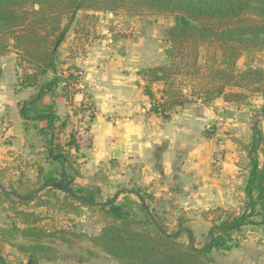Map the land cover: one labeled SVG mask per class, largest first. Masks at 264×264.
Masks as SVG:
<instances>
[{
    "label": "trees",
    "instance_id": "16d2710c",
    "mask_svg": "<svg viewBox=\"0 0 264 264\" xmlns=\"http://www.w3.org/2000/svg\"><path fill=\"white\" fill-rule=\"evenodd\" d=\"M123 9L137 14L148 11L173 15L177 19L165 32L166 63L139 72L146 82L144 93L151 100V111L163 123L171 120L176 107L186 104L200 101L212 105L218 99L236 103L247 99L248 93L264 94V69L240 70L238 66L243 57L252 62L264 52V0H0V58L15 53L16 65L24 68L20 89L37 90L30 99L19 103V113L24 131H35L41 137L42 153L51 167L46 170L41 164L37 166V183L32 187L22 179L18 186L6 187L0 172V204L8 207L4 212L9 220L0 227V243L17 246L26 253L29 248L16 244L17 239L32 240L35 246L31 249L36 254L53 259L54 250L41 249L37 243L55 234L45 228L41 214L22 207L35 203L46 212L55 208L74 213L79 205L98 208L105 216V227L99 234L88 236L89 241L122 264H212L209 254L213 249L230 251L240 247L234 243V234L243 227L256 225L264 230V148L258 150L257 144L247 148L250 167L244 210L212 226L210 243L203 248L192 246L194 235L184 222L179 223L176 232L169 231L161 218L127 197L106 207L99 185L76 187L68 175L69 171L77 173L71 156L80 151V146L75 138L65 144L60 142L68 119H61L57 113V90L61 89L67 101L80 90L73 72L76 66L66 68L67 76H59L58 49L66 42L80 12L115 13ZM203 48L206 53L202 59ZM49 75L51 79L46 78ZM158 85L162 87L160 98L153 89ZM72 87L77 89L74 94L70 93ZM233 88L237 90H229ZM46 97H50L49 103ZM60 185L71 189L78 198L61 190ZM40 191L42 194L37 195ZM137 208L143 216L137 214ZM179 231L189 235L188 245L179 241L183 233L176 238L166 236ZM2 249L0 246V264H14L1 254Z\"/></svg>",
    "mask_w": 264,
    "mask_h": 264
},
{
    "label": "rangeland",
    "instance_id": "374dc122",
    "mask_svg": "<svg viewBox=\"0 0 264 264\" xmlns=\"http://www.w3.org/2000/svg\"><path fill=\"white\" fill-rule=\"evenodd\" d=\"M176 20L173 15H154L148 11H143L139 14L129 12L127 9L115 13L92 10L88 12L82 11L77 15L66 42L58 49V74L63 78V75L67 76L68 74H64L66 68L69 66L77 67L73 71L74 74H83L82 85L79 88H81L83 94L89 95L97 116L96 103L92 90L85 79L86 70L83 63L91 48L98 44H104V41L108 42L109 40L117 39L120 41L124 38L144 37L149 42L147 46L151 48L150 44H152L155 51L160 48L165 49L167 46L165 32L176 23ZM105 44L110 45L113 43ZM136 48L139 51V55L140 52L145 53L147 49H150L148 47L139 49L135 46V51L137 50ZM92 53L94 58L96 56L97 59L100 58L98 57L100 55H97L95 51ZM205 53V48H203L201 51L202 59ZM103 58L101 56V59L98 60L102 64L98 72L87 70L88 74L91 75L88 80L91 81L94 90H96L97 102L99 99L107 97H109L108 100H114L116 96L115 87L118 86L119 81L123 78V75L119 73L122 63L120 61L114 62V65L110 67L104 62ZM246 60L243 57L239 61L240 70H244L247 67H261L264 69V52L256 55L252 62ZM79 61L81 64L78 63ZM18 67L22 74L24 68ZM46 78L51 79V75L46 76ZM101 87L104 88L103 91ZM154 87L158 88L157 86ZM74 90L77 89L72 87L70 93L74 94ZM157 90V96H160L161 89ZM57 94V112L61 119H68L66 132L60 137V142L65 144L66 141L72 138L77 140L76 133L81 127L89 128L87 131L89 130L88 132L92 136V124L96 116H88L87 111L81 107V95H76L75 98L67 101L62 96L61 89L57 90ZM49 99L50 97H47V100ZM184 106H186L185 110L188 116L191 113L200 114L201 112L206 115V107L209 108L211 114L210 122L196 128V137H199L197 140L200 143L198 146L200 148L196 152H199L203 157L210 154V167L207 165L209 162L207 164L204 163L201 168L202 172L198 176H194L193 179L187 178L183 184L176 187L171 184L170 190H167L163 189L165 186L163 178H159L161 176L156 175V180L148 183L150 187L147 190H143L142 185L139 186L131 181L128 175L123 174V171L118 170L116 173H112L111 171L108 172V167L100 165L89 167V161H85V156L80 152L71 156V161L75 163L77 173L69 171L68 175L76 187L99 185L104 203L112 200L121 191L122 195H120L118 203H121L127 197L142 205L139 198L131 191L138 192L144 198L150 212H153L157 218H161L169 231L176 232L179 228V223L184 222V225L193 232L195 246L203 248L210 243L209 232L212 226L221 224L230 215L242 213L244 210L247 202L245 183L249 172L248 168L250 167L247 148L254 144H257L258 150L264 148V116L262 115L264 94L248 93L247 99L236 103H225L222 99H219L212 105L202 107L203 110H191L190 104ZM184 108L176 107L172 115ZM91 138L93 139V137ZM28 142L32 146L31 149L25 151L23 155L14 156L15 159L12 161H8L13 162L11 166L9 164L0 165L2 170L0 172L4 176L6 187L10 185L18 186V182L21 179L25 185L29 184L32 187L34 183H37V166L41 164L46 170L51 168L42 153L44 143L40 142L39 139L34 141L33 138ZM79 146L81 152L86 151V148H88V145ZM192 152L194 151H188L187 153L190 154ZM228 154H234V163L238 174H234L233 179L228 177L227 180L229 182H223L226 184L223 186V183H218L215 180L220 179L218 175L223 170V165L219 171L217 168V171H215V166L218 167L219 165L217 158L218 160L221 158L223 164ZM0 158L3 159L2 155ZM262 163L263 157L260 156V164ZM111 164L109 166L113 167V161ZM215 172H218L217 177L214 176ZM198 177H200V181L207 182L204 184L209 189H212V191L203 192L199 200L194 195L197 192L195 188L197 186L198 191H200L199 188L204 187V184L195 182V178ZM230 181L234 182L228 184ZM123 192L128 193L124 194ZM41 194L42 191L37 195ZM56 194L63 196L61 191H56ZM34 204L31 203L30 206H23L22 208L36 211L45 218L43 225L55 236L44 237L37 243V246L41 249L54 250V253H52L54 257L53 259H47L41 253H39L41 255L36 254L31 249L32 246H35L32 240L25 241L19 238L16 244H22L29 248L26 253L18 250L17 246L9 244H4L3 246L1 241L0 246L3 247L1 254L7 260L12 261L14 264H122L94 248L89 241L88 236L99 234L107 222L105 216L98 208L78 205L74 213L55 208H51L46 212L44 209L37 208ZM6 208H8L6 205L2 206L0 204V227L9 221L6 215L7 212H4ZM136 212L139 216H143L139 208H137ZM255 220H259V218ZM60 231L66 234H58ZM189 240V235L185 233L179 239L185 245L189 244ZM235 242L240 244L239 248H234L230 251L213 249L209 254L214 260L212 264H262L264 262V230L261 227L256 225L243 227L241 232L234 234Z\"/></svg>",
    "mask_w": 264,
    "mask_h": 264
},
{
    "label": "crops",
    "instance_id": "0c3cea01",
    "mask_svg": "<svg viewBox=\"0 0 264 264\" xmlns=\"http://www.w3.org/2000/svg\"><path fill=\"white\" fill-rule=\"evenodd\" d=\"M110 42L113 44H105ZM103 43L92 47L83 62L86 70L85 79L92 90L98 111L92 124V144L86 148V151L81 152V149L79 151L85 156L84 160L89 161L88 166L108 167V172L112 173H116L118 170L123 171V174L128 175L131 181L139 186L142 185L143 190L150 187L148 183L155 181L156 175L163 178L165 182L163 189L170 190L171 184L175 187L180 186L185 179H193L194 176H198L202 172L201 168L204 163L209 162L207 165L210 167V154L203 157L199 152H196L200 148L198 147L200 143L197 140L199 137H196V128L211 121V114L206 105L200 102L190 104L191 110H203L202 107L205 106L207 116L202 112L200 114L191 113L188 116L185 110L186 106H184L185 108L180 107L184 109L176 112L178 114L174 113L167 123H163L161 118L151 111V100L144 93L146 82L139 72L164 64L166 62L164 49L160 48L155 51L152 44H150L151 48L147 46L149 42L144 37L124 38L120 41L118 39L109 40ZM135 46L139 49H144L143 47L150 49H147L145 53L140 52L139 55L137 48L135 51ZM94 51L100 55L99 59L101 56L104 57V62L110 67L114 65V62L122 63L119 73L123 75V78L115 87L114 100H108L109 97H107L96 101V90L88 80L91 75L87 71L98 72L101 69L102 64L98 62L97 56L94 58L92 53ZM75 65L77 64L75 63ZM0 69L2 74L0 79V156L2 155L3 158H0V165L9 164L11 166L13 162L8 161H12L15 159L14 156L23 155L25 151L31 149L32 146L28 142L31 138L34 141L35 139H39L42 143L43 141L35 131H24L23 120L19 113V103L30 99L37 93V90L33 88L20 89L21 71L16 65V54L10 53L1 57ZM157 87L153 88L156 94L157 89L162 88L160 85ZM101 88L103 91L104 88ZM45 102L49 103L50 99L47 100L46 97ZM188 151L194 152L189 154ZM219 159L217 158L219 165L215 166V171H219L222 165L223 170L218 175L220 179L215 180L218 183H227V181L229 182L228 177L233 179L234 174H238L234 163V154H228L223 164L221 158ZM112 161L113 167L109 166L112 165ZM217 173H214L215 177H217ZM199 179L200 177L195 178V182L207 183ZM232 182L234 181H230L228 184ZM225 183L223 186L226 185ZM195 189L197 192L194 195L198 200L201 199L203 192L212 191L206 184L199 188L200 191L197 186Z\"/></svg>",
    "mask_w": 264,
    "mask_h": 264
},
{
    "label": "built area",
    "instance_id": "2783aa9c",
    "mask_svg": "<svg viewBox=\"0 0 264 264\" xmlns=\"http://www.w3.org/2000/svg\"><path fill=\"white\" fill-rule=\"evenodd\" d=\"M76 77L78 78V85L77 88L80 90V95H81V107L84 108V110L87 111L88 116L95 115L96 116V111L94 112V105L92 100L90 99L89 95L83 94V91H81V88H79L80 85H82V76L83 74L81 73H76ZM0 77H1V70H0ZM89 128H79L76 135H77V142L79 145H88V147L92 144L91 143V134L87 131Z\"/></svg>",
    "mask_w": 264,
    "mask_h": 264
},
{
    "label": "water",
    "instance_id": "95a60500",
    "mask_svg": "<svg viewBox=\"0 0 264 264\" xmlns=\"http://www.w3.org/2000/svg\"><path fill=\"white\" fill-rule=\"evenodd\" d=\"M262 115L264 116V110H263V112H262ZM58 187H59L61 190H63V191H65V192H68V193L72 194V196H73L74 198H78L77 195H75V194L72 192V190L69 189L68 187H66V186H62V185H60V186H58ZM131 192L139 198V200L142 202V206H143V208L147 211V213H150V210H149L148 206L146 205L144 198H143L138 192H134V191H131ZM120 195H122V192H121V191H119V192L117 193V195H115L114 198H113L112 200H110V201H108V202H105V203H104V206L109 207V206H111V205L117 203V201H118ZM21 199H27V198H20V197H19V200H21ZM182 233H183V231H179V232H177V233H174V234H171V235H166V236H167V237L176 238V237H178V235H180V234H182ZM191 243H192V246L195 247V242H194V239H193V238H191ZM195 248H196V247H195Z\"/></svg>",
    "mask_w": 264,
    "mask_h": 264
}]
</instances>
